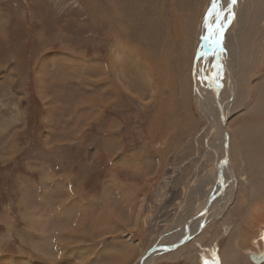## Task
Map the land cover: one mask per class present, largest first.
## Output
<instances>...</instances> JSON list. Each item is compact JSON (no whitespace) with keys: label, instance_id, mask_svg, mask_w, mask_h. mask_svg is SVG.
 I'll return each mask as SVG.
<instances>
[{"label":"rangeland","instance_id":"374dc122","mask_svg":"<svg viewBox=\"0 0 264 264\" xmlns=\"http://www.w3.org/2000/svg\"><path fill=\"white\" fill-rule=\"evenodd\" d=\"M211 2L122 0L128 26L124 32L136 35L124 40L127 51L123 52L124 45L120 47L116 42L117 34H107L109 26L118 27V20L112 19L114 11L109 0H0V127L7 126L0 131V240L1 237L6 240V249L0 251V264H54L51 255L46 258L36 256L53 250L52 243L45 242L49 235L55 240L57 264H81L82 259L90 254L92 260L98 259L97 264H132L142 251L152 252L160 242L168 244L181 237V226L191 223L187 225L191 231L192 224L198 220L202 223L217 203L211 204V201H221L218 200L219 191L222 194L231 189L235 192L233 203L223 211L221 218L209 222L201 246L190 243L193 238L182 239L180 245L190 241L184 244L188 246H177L172 251L161 250L156 258L171 259L175 261L172 264L191 262L185 261L190 259L205 264V260L213 259L215 252L219 264H254L248 254L264 246L262 242L259 246L252 244L253 239L260 236L261 220L254 222L260 225L259 228L246 230V222L252 221L246 218L250 206L257 199H264V192H261L264 189V0H239L234 21L227 29L231 35L241 38L240 57L242 54L240 64L235 60L232 63L236 73L230 80V91L234 93L231 99L221 94L228 80L227 73L223 75L219 69L216 84L212 79H205L209 77L206 68L210 63L206 62L208 54L200 50L199 44L204 17ZM117 7L122 8L118 2ZM182 26L187 30V46L178 33ZM223 46L220 53L226 49ZM165 52L173 54V63L170 65L168 61L170 66L161 76L156 74L155 64ZM156 53H160L158 57ZM118 55L125 61L117 60ZM181 57H185V62L179 60ZM219 57L225 64L220 54ZM197 64L205 67V90L212 94L210 101L204 96H201L204 100H197V87L202 88L196 79L200 71ZM91 68L97 77H91L88 86L92 88L93 80L104 79L110 82L108 85L112 89V92L108 90L110 94L101 92L103 98L98 101L100 106L93 116L90 113L94 99L98 97L95 95L90 99L88 96L93 93H84L85 88H89L86 80L93 71ZM89 70L92 71L89 73ZM170 72L172 78L167 86L163 80L170 77ZM216 72L214 69L209 78L215 77ZM105 86L98 88L97 95ZM220 97L225 103H220ZM201 103H208L221 121V105L226 108V128L235 176L226 168L227 163H223L222 127L209 128ZM80 105L86 106L89 114L82 108L80 110ZM55 119L58 123L52 122ZM208 133H211L209 137ZM215 154L222 155V161ZM204 156L209 157L205 159ZM32 159L37 160L35 166L41 165V161L48 167L59 165L60 172L67 171L74 177V186L62 181L52 185L56 189L62 187L55 194L69 196L55 208L54 218L47 217L46 232L37 223L35 214L29 213L34 222L26 217L30 227L39 224L37 230L45 234L42 238L38 236L41 244L35 246L42 251L37 253L30 251L19 236L25 204L28 201L26 207L31 209L32 200L38 198L32 189L26 192L20 186L21 176L38 178V174L28 168ZM199 163L202 168L197 172ZM220 164L223 165V184L218 181ZM177 166V170L169 173ZM184 166L187 171L178 173ZM155 167L164 169L169 175L158 172L152 177L151 168ZM243 176L251 178L252 184L257 176L263 185L251 188L245 178L248 204H243L244 194L236 188L234 179L239 188V179ZM164 179L172 182V186L161 193L162 197L168 196V207L175 212L168 218L154 205V193ZM52 181H55V175L48 174L41 179L40 185ZM182 183L184 186L180 188ZM24 184L29 187L27 182ZM196 184H201L203 192L208 194L204 193L206 206L197 214L199 194ZM186 192L193 194L192 198L189 196L191 199L187 198ZM24 193H27L25 199ZM224 197L223 201L227 200L226 195ZM44 206L35 205L36 211H41ZM139 210L140 218L137 215ZM85 212L86 223L83 221ZM102 212L108 222L98 221ZM5 215L11 217L12 236H8L9 225L5 227L3 221ZM171 218L175 221H170ZM135 220L138 222L136 226ZM101 224L108 228L107 231H95ZM95 233L104 235L99 239L104 244L103 249L100 248V259ZM89 234L91 241L83 255L85 246L82 243L85 244ZM138 237L145 241L130 243ZM230 240L233 249L229 248ZM32 242L36 240L32 238Z\"/></svg>","mask_w":264,"mask_h":264},{"label":"bare ground","instance_id":"6f19581e","mask_svg":"<svg viewBox=\"0 0 264 264\" xmlns=\"http://www.w3.org/2000/svg\"><path fill=\"white\" fill-rule=\"evenodd\" d=\"M109 1H111L112 2V5H110V6H112V10L114 11V16L112 17V19L114 20V19H116V21L118 22V27L116 28V27H112V26H109V29L107 30L108 32H107V34H108V36H113V35H115V34H117V35H115L116 37V42L119 44V46L121 47V46H123L122 47V51L123 52H125V51H127V46L125 45V43H124V40H127V39H129L130 40V38H131V36L132 37H136V35H135V33H130V32H124L125 30H127L128 29V26H127V24L125 23L126 22V20H127V18H126V15L127 14H123V13H125V11H123V4H122V0H121V3L118 1V0H109ZM136 1V0H135ZM117 2H118V5L119 6H122V10L119 8V7H117ZM221 3H222V7H224V8H226L227 7V3H228V0H221ZM239 0H237V2H236V4L235 5H233L232 6V14H233V16H234V12L238 9V6H239ZM147 5H148V3H147ZM167 6V5H166ZM127 11H129V8H128V10ZM240 11V10H239ZM206 12V11H205ZM110 13V12H109ZM240 13L241 12H239V15H240ZM111 14V13H110ZM227 15H228V13L227 12H225V18H227ZM246 16H248V15H246ZM129 17H135V16H129ZM232 21H234V20H232ZM231 21V22H232ZM183 24V23H182ZM116 26V25H115ZM186 26H188V25H186ZM237 26V25H236ZM228 27H229V24L227 25V27L225 28V31H224V35H223V41H222V48H224V46L223 45H225V51H224V53H220V51L222 50V48L221 49H216L215 50V52L206 44V42L205 41H203L202 40V37L200 38V44H199V47H200V50L201 49H203L207 54H208V58L206 57V62H209L210 63V65L208 66V68H206V70H207V75H209V77H211L212 76V74L214 73V67H213V65H215V64H219V65H221V67H220V72L223 74V75H226V73H227V79L228 80H226V84L224 85L225 86V89L221 92V94L222 95H224V97H226V96H228L229 97V99H231L233 96H234V93L232 92V91H230V85H231V83H230V80H232V77L235 75V73H236V71L234 70V68H233V65H232V63H234L233 61L235 60L236 61V63L237 64H240L241 63V60H242V54H241V57H240V50H241V46H240V39L238 38V36L237 35H231V33H228L227 31V29H228ZM186 29H185V27L184 26H182V29L180 30H178V33L180 34V35H182L183 37H182V43L185 45V46H187V44H186V42L188 41V40H186ZM123 32L124 33H126V34H124L123 35ZM189 33V32H188ZM205 34V30H203V35ZM172 35V34H171ZM189 35V34H188ZM192 35V34H191ZM202 35V36H203ZM172 37V36H171ZM170 37V38H171ZM189 37H190V35H189ZM147 38V37H146ZM135 39V38H134ZM189 39V38H188ZM170 40V39H169ZM226 40V41H225ZM168 41V40H167ZM190 41V40H189ZM161 43V42H160ZM229 43H233V44H235L236 46H238V47H233V46H231V44H229ZM128 44V43H127ZM140 44V43H139ZM173 44V43H172ZM130 45V44H129ZM166 46V45H165ZM129 47V46H128ZM163 47V46H162ZM171 47V46H170ZM172 49V48H171ZM116 50V49H115ZM169 50V49H168ZM113 51V50H112ZM140 51V50H139ZM173 51V50H172ZM223 51V50H222ZM141 52H142V50H141ZM167 52V51H166ZM164 53L163 55H160L159 56V54H157L156 55V57H158L159 56V58H160V61L159 62H157L156 64H155V66H156V74H160L161 76H163L164 75V70L167 68L168 69V67L170 66V65H172V63H173V61H172V55H169L170 53H171V51L169 52V54L168 53ZM211 52H212V56H211ZM114 53V52H113ZM118 53V52H117ZM130 53V52H129ZM112 54V53H111ZM219 54L221 55V57H222V61L223 62H225V64L224 63H222L220 60V57H219ZM237 54H239V56H237ZM113 56V55H112ZM116 57H118L117 58V60L120 58L122 61H125L124 59L125 58H123L121 55H118V56H116ZM130 57V56H129ZM137 57V56H136ZM47 59H49V58H47ZM117 60H116V62H117ZM135 60V59H134ZM180 61H182L183 60V62H185V57H181V59H179ZM126 61H128L127 59H126ZM156 61V60H155ZM168 61H169V66H168ZM79 62V61H78ZM81 62V61H80ZM179 62V61H178ZM182 62V63H183ZM112 63H113V60H112ZM115 63V62H114ZM87 64H89V65H91L89 62L87 63ZM44 65V61L42 62V66ZM101 65V64H100ZM198 65V64H197ZM242 65V64H241ZM61 66V65H60ZM183 66H184V64H183ZM207 66V65H206ZM113 67H114V65H113ZM178 67V66H177ZM185 67V66H184ZM88 68V67H87ZM186 68V67H185ZM190 68L191 69H193V67H192V65H190ZM198 68L200 69V71H199V73H198V75H197V77H196V79L197 80H199L200 81V84H201V86H202V88L200 89V87L198 86L197 87V95H198V98H197V100L198 101H201V100H204L201 96H204L205 97V99L206 100H208V101H210L209 99H210V96L212 95L211 93V95L209 94V92H206V90H205V81H204V73L206 72V70H205V67H201V66H199L198 65ZM63 69H65V68H63ZM92 70H89V73H90V71H92L91 73H90V75L87 77V80H86V84H87V86H88V81H89V79L91 78V77H94L95 76V78L97 77V73H96V71L93 69V68H91ZM107 69V68H106ZM170 69H171V67H170ZM190 69V70H191ZM241 69V68H240ZM244 69V68H243ZM150 70H151V72H152V68H150ZM171 71V70H170ZM154 72V71H153ZM193 72V71H192ZM238 72V71H237ZM166 73H167V71H166ZM165 73V74H166ZM171 73V74H170ZM168 75H170V77L169 78H166L165 80H163V82H164V85H167L168 86V82H169V80H171V78H172V72H170ZM174 73V72H173ZM219 73V72H218ZM61 74V73H60ZM65 74V73H64ZM102 74V73H101ZM189 75V74H188ZM211 75V76H210ZM246 75V74H245ZM99 76H101L100 74H99ZM99 76H98V78H99ZM206 76V75H205ZM248 76V75H247ZM174 77V76H173ZM208 77V76H207ZM64 78H65V75H64ZM184 78V77H183ZM185 78H187V77H185ZM234 78V77H233ZM164 79V78H163ZM188 79V78H187ZM225 79V78H224ZM223 79V80H224ZM216 80H217V77L215 78V79H212L211 81L214 83V84H216ZM261 80V79H260ZM101 81H103V85H101L100 84V82ZM218 81H220L219 79H218ZM222 81V80H221ZM264 81V80H263ZM187 82V81H186ZM224 82V81H223ZM39 83V82H38ZM110 82L109 81H107V80H104V79H99V80H93L92 81V88L91 87H89V88H85L86 89V93L88 92V94H92V95H90L89 96V98L90 99H92L93 98V96H95L96 95V97H98V99H94V105L92 106V108H93V110L91 111V113H90V116H93L96 112H95V109L98 107V106H100V103L98 102L99 100H101L103 97L102 96H100V95H102L101 94V92H104V93H107L108 92V90L110 89V92H112L111 90V85H108ZM198 83V82H197ZM212 83V84H213ZM207 84V83H206ZM40 85V84H39ZM38 85V86H39ZM106 85V86H105ZM218 85V84H217ZM41 86V85H40ZM103 86H105V88H104V90H102V91H100V94L99 95H97V93L99 92H97L96 93V91L98 90V88H101V87H103ZM218 88H220L219 90H221L222 89V85H220V87L218 86ZM102 89V88H101ZM42 90H44V87H43V89ZM47 90V89H46ZM185 90V89H184ZM204 90H205V92H204ZM43 92V91H42ZM110 92H108L107 94H110ZM155 92V91H154ZM44 93V92H43ZM95 93V94H94ZM259 93V92H258ZM45 95V94H44ZM109 97V96H108ZM212 98V97H211ZM89 99V100H90ZM219 101H220V103H223V99L220 97V99H219ZM224 103H225V101H224ZM230 104V103H229ZM201 105H202V109H203V111H204V113H205V116H206V118H205V120L206 121H208L209 122V128H212V126H214V127H217V128H219V127H222V136L224 137V143H223V145H224V147H225V151H224V158H223V163L226 161V163H227V166H226V168H230L229 169V171L231 172V174H232V176H235L234 175V173H233V171H231V167H230V164H229V157L228 156H225L226 154H225V152H226V150H228V152H229V135H228V131H227V128H228V122H226L228 119L226 118V114H227V112H226V108H225V106H224V104H222L221 106H223L224 107V109H223V107H221V111H222V114H221V116H222V121H221V118H220V116H219V114L215 111V110H212L210 107H209V105H208V103H201ZM214 105V104H213ZM212 105V106H213ZM78 108H80V110H81V108H82V110H85L86 112H87V114H89V112H88V109H87V107L86 106H82V105H80ZM225 110V111H224ZM50 112V111H49ZM51 113V112H50ZM48 114V113H47ZM225 123V127L224 126H222L223 124L222 123ZM4 125V124H3ZM5 127V129H6V125L4 126ZM4 127H0V131H3L4 130ZM227 127V128H226ZM216 128V129H217ZM225 129V130H224ZM212 130H213V128H212ZM224 131H226V132H224ZM211 135V133H208V137ZM212 136H213V138H214V141L216 140V138H215V136L212 134ZM264 138V137H263ZM256 140H258L257 138H255ZM216 142V141H215ZM256 142V141H255ZM108 141H107V145H108ZM217 143V142H216ZM223 145H222V147H223ZM12 146V145H11ZM220 146V145H219ZM257 147H259V145L257 144L256 145ZM255 147V146H254ZM13 149H14V147H13ZM248 152V151H247ZM8 153H10V152H8ZM215 156L216 157H218V155L217 154H215ZM205 157V156H204ZM207 157H209V156H207ZM207 157H205V159L207 158ZM248 157V156H247ZM220 160H221V158H222V155H220V157H218ZM222 161V160H221ZM222 168H223V165H219V170L217 171V173H218V175H219V180L218 179H216V180H218L221 184H223V182H225V181H223V179L224 178H222ZM209 173H210V171H209ZM213 174V173H212ZM211 174V175H212ZM196 175V174H195ZM210 175V176H211ZM195 178V177H194ZM212 178V177H211ZM235 178V177H234ZM243 179H245L244 177H243ZM200 180V179H199ZM213 180V179H212ZM211 180V181H212ZM225 180V179H224ZM194 181V180H193ZM235 181H236V178H235ZM200 182H201V180H200ZM217 182V181H216ZM206 183H207V181H206ZM226 183H228V182H226ZM190 184H191V182H190ZM216 185V184H215ZM231 186H232V184H231ZM236 186V185H235ZM223 187H225V186H223ZM223 187H222V189H223ZM129 188V187H128ZM196 191L198 192V194H199V196H198V198H197V202H196V207H198L199 209L198 210H196V214L197 213H199L200 211H201V209L203 210L204 209V207L206 206V205H204V202H203V200L204 199H206V196L204 195V193H206L207 194V192H203V187H201V184H200V186L199 185H197L196 184ZM214 188V187H213ZM218 188V187H217ZM232 188V187H231ZM230 188V189H231ZM216 189V188H215ZM221 189V190H222ZM234 189V188H233ZM217 190V189H216ZM225 190V189H224ZM186 195H187V198L189 199L190 197L192 198V196H193V194L192 193H190V192H186L185 193ZM191 194V195H190ZM208 195V194H207ZM214 195H215V192H214ZM218 195H220L219 197V199L218 200H221V201H214V200H212L211 201V204H213V203H216V205H214L213 207H212V212L210 213V215H207V216H205L203 219V222L201 223V221L200 220H198V222L197 223H195V224H192V226H191V231H188V229H189V227H187V225H189V224H191V223H189V224H187L186 226H181L182 228H183V230H182V228L180 229V230H182V234H181V237H179V238H177L174 242L172 241V240H170V242L165 246V247H161V248H157L156 250L154 249H152L153 251L152 252H147V253H144L143 251H142V253H141V255L138 257V259L134 262V263H132V264H151L153 261H155V259H156V257H157V255H159V253H160V251L161 250H163V251H167V250H169V248H175L176 246H178L179 245V243H181V240H180V242L177 244V245H175L176 243H177V241L179 240V239H185V241H187V240H189V239H186V238H184L185 236H189L190 237V239H192V238H194L196 235H197V232L199 233L202 229H204L207 225H208V223L209 222H211V221H213L214 219H218V218H221L222 216H223V214L225 213V212H223L227 207H229L232 203H233V197L232 196H235V192H234V190H225L224 192H222V194H220V191H219V194ZM222 195H223V197L226 195V199L227 200H224L223 201V197H222ZM190 196V197H189ZM190 198V199H191ZM214 198V197H213ZM225 198V197H224ZM231 198V199H230ZM239 203H243V202H239ZM207 204H210V201H208L207 202ZM244 204V203H243ZM224 207H223V206ZM195 206V205H194ZM239 207H243L242 205H240ZM259 207H260V203L259 202H255V203H253L252 205H251V209H250V214H251V216H260V213H261V211L259 210ZM195 210V209H194ZM27 211H28V209H27ZM227 211V210H226ZM239 211V210H238ZM139 213H140V211H139ZM208 213V214H209ZM195 214V215H196ZM227 214V213H226ZM241 214V213H240ZM62 214H60L59 215V217L61 218L62 216H61ZM85 215H87V213L85 212ZM193 215V214H192ZM139 216V215H138ZM199 216V215H198ZM141 217V215L138 217V218H140ZM46 218V217H45ZM59 218V220H61ZM37 220V223L39 222L40 223V225L39 224H37V225H39V226H41V229L43 230V231H47V229H48V222L46 221L47 220V218L44 220V219H42V218H37L36 219ZM255 220H256V218L254 219V217L252 218V221L251 222H246V224H247V226L248 227H251V228H253V223L255 222ZM138 221V220H137ZM200 221V222H199ZM263 221V220H262ZM261 221V228H260V230H259V232L258 233H260V236L258 237V238H254L253 239V241H252V244L253 245H257V246H259L261 243L260 242H262L263 244H264V222H262ZM138 222H136V224H137ZM30 224V223H29ZM34 224V223H33ZM31 225V224H30ZM136 226V225H135ZM263 227V228H262ZM180 228V227H179ZM250 228V229H251ZM45 231V232H46ZM187 231V233H185ZM195 232V233H194ZM247 233V232H246ZM47 235V234H46ZM178 235V234H177ZM182 235H184V236H182ZM61 236V235H60ZM234 237H235V235H233ZM41 237V236H40ZM200 237H202V234H200ZM56 245V244H55ZM175 245V247H172V246H174ZM233 245H232V249H233ZM59 248V247H58ZM264 249V246L263 247H261L260 249H257V251H254V252H251V253H249L248 254V257H249V255L250 254H252V253H256V252H259L260 250H263ZM162 252V251H161ZM226 251H224V253H225ZM161 254V253H160ZM229 254V253H228ZM225 255H227V254H225ZM46 257H49V254L47 255L46 253H44V255H43V258H46ZM124 258V257H123ZM228 258V257H227ZM249 259H250V257H249ZM251 261V260H250ZM264 263V262H263ZM262 264V263H261Z\"/></svg>","mask_w":264,"mask_h":264},{"label":"crops","instance_id":"0c3cea01","mask_svg":"<svg viewBox=\"0 0 264 264\" xmlns=\"http://www.w3.org/2000/svg\"><path fill=\"white\" fill-rule=\"evenodd\" d=\"M63 59V58H62ZM61 59V60H62ZM73 61V60H72ZM86 91H84V93H85ZM86 95H89L88 94V92H87V94ZM88 98H89V96H88ZM86 113V112H85ZM46 118H48V117H46ZM54 118H55V114H54ZM53 123H58L57 121H56V119H55V122L54 121H52ZM51 122V123H52ZM49 128V127H48ZM48 132H52L51 130H48ZM26 147V146H25ZM25 147H24V150H25ZM161 147H159L158 148V150H159V152H161L162 153V149H160ZM162 148H164V147H162ZM230 149H231V142H230V140H229V164H230V167H231V171H233L234 172V170L236 171V169H235V167H234V164H233V162H232V157H231V151H230ZM35 161H37L36 159H32V161L31 162H33L32 163V165H28V168H30V171H32V172H36L37 174H38V178H34V179H31L28 175H24V176H21L20 178H22V180H21V182H20V186L26 191V192H30V189H32L34 192H36L37 194H38V198H34L33 200H32V202H33V206L32 207H30L31 209H29L28 208V206L26 207V205H28V201L26 202V204H25V217H23V219H21L22 220V231L20 232V234H19V236H20V239H21V242L23 241L24 243H26L28 246H29V248H30V251H32V252H34V253H37V252H39L41 249L40 248H38V247H36L35 246V244H41L40 243V238H42V237H44L45 236V234H41L40 232H39V230H37V228H38V225L36 224V227H30V224L27 222V220H30L31 222H34V220L32 219V217H30V215H29V213L31 214V215H33V214H35L37 217H41L42 219H46L48 216H50V218H54L55 216V208L59 205V204H61V202L62 201H67V197L69 196H61V195H59V194H55V193H59L60 191H61V188L60 189H56V188H53V184H55V183H60L61 181L62 182H64V183H68V182H71V184L74 186V177H73V175L72 174H69L67 171V173L66 172H60V167H59V165H56L55 167H48V165L44 162V161H41V159H39V161H41V165H39V166H35L34 165V163H35ZM182 165V164H181ZM181 165H179V166H181ZM179 166H177V167H174V168H172V169H170V171H169V173L170 172H174L175 170H177V168L179 167ZM41 168H43V169H41ZM201 168H202V165L199 163L197 166H196V171L198 172V171H201ZM230 169V168H229ZM184 170V171H183ZM187 171V167L186 166H184V168H182V169H180L179 171H178V173H183V172H186ZM158 172H162L163 173V175H169L168 173H166L165 172V170L164 169H159L158 170V168L157 167H155V169H153V168H151V176L153 177H156L157 176V173ZM55 175V181H52L50 184L49 183H45V184H41L42 185V188H41V185H40V182H41V179H44V178H46L47 177V175ZM235 175H236V173H235ZM203 177V176H202ZM244 177V176H243ZM243 177L241 178V179H239V188H238V181L236 180V185H237V189L239 190V192H243V194H244V204H248V197H247V186L245 185V183H244V180L245 179H243ZM246 178V177H245ZM235 179V178H234ZM24 182H27L28 183V185H29V187H27L25 184H24ZM248 185H251V188H254V189H257L258 187H263V185L262 184H260L261 183V179L260 178H257V176H256V178H255V183L254 184H252V180H251V178H246V181H245ZM242 183H244V185H242ZM172 186V182L171 181H169V180H167V179H164V181L162 182V185L160 186V188L159 189H157L156 188V191H155V193H154V199H155V207H156V210L157 211H164V215H165V217H172V215L173 214H175V212H174V209H173V211H172V209H170L169 207H168V205H169V203H167V198H168V196H166V197H162L161 196V193H162V191H163V189L164 190H166L168 187H171ZM182 186H184V184L182 183L181 185H180V188L182 187ZM241 187V188H240ZM251 189L250 188H248V191H250ZM261 192H264V189L261 191ZM29 194V193H28ZM26 195H27V193H24V199L26 198ZM255 202H259L260 203V207H259V210L261 211V213H260V216H251V214H250V209H251V206H250V208H249V211H248V215H247V218L246 219H252L253 217H254V219L256 218V220L255 221H259V220H263L262 222H264V199H257ZM254 202V203H255ZM136 203H134V205H135ZM174 204V203H173ZM35 205H45L44 207H42L41 208V211H36V207H35ZM161 206V207H160ZM172 206V204H170V207ZM176 207H178V205H176ZM245 208V207H244ZM27 209H28V211H27ZM140 211V210H139ZM139 211L137 212V215H138V213H139ZM71 212V211H70ZM170 214H172V215H170ZM26 217H27V220H26ZM46 217V218H45ZM106 220L107 221V217L104 215V213L102 212L101 213V216L100 217H98V221H100V220ZM151 219H152V221H153V216H151ZM172 220H170V221H172V222H174L175 221V219H173V218H171ZM10 220H11V217L8 215H5L4 217H3V221H4V224H5V227H7V224L9 225V231H8V236H12L13 235V230H12V228H13V225H12V223H9L10 222ZM156 220V219H155ZM83 221H85V223L87 222V220H86V215L84 216L83 215ZM108 222V221H107ZM156 222H159L158 220H156ZM212 222H214V221H211V223ZM166 224V223H165ZM135 225H137L136 224V220H135V222H134V226ZM253 227H257V228H259V226L256 224V223H253ZM104 226V224H101L95 231H100V230H105V231H107V227H103ZM210 226V223H209V225L207 226V227H205L204 229H202L199 233L197 232V235L195 236V238H193L192 240H190V241H192V242H190V241H188V242H190V243H193V244H198L199 246H201L202 245V242L206 239V237H205V235H204V232H206L207 230V228ZM257 228H254V229H257ZM248 229H250L247 225H246V230H248ZM92 230V229H91ZM203 232V233H202ZM202 233V237H200V234ZM252 233H254V231H252ZM0 235H2L1 233H0ZM38 236H41L40 238H38ZM197 236H199V237H197ZM48 237H50V238H48V240H46L45 242L47 243V244H49L50 242L52 243V245H50V246H52L53 247V250L52 251H50V252H48L47 253V255L49 254V255H51L52 257H53V261H54V264H57V262H58V260H57V258L55 257L56 256V249H55V247H54V245H53V242L55 241L50 235L48 236ZM102 237H104V235L103 234H100V233H98V234H96L95 233V235H94V238H95V240H97L96 241V244H98V248H99V251H98V253H99V259H100V248H102L103 249V242L101 241L100 242V238H102ZM186 237V236H185ZM32 238H34L35 240H36V242H32ZM118 239H120V238H118ZM180 240H182V239H179L178 241H177V243L175 244V245H177L179 242H180ZM90 241H91V236H90V234H89V237L87 238V240H86V242H85V244L84 243H82L84 246H85V250L83 251V255H85V253H86V246H88V244L90 243ZM138 241H140V243L141 242H144L145 241V239H143V237H138L136 240L135 239H133V241L132 240H130V243H132V244H135V242H137L138 243ZM6 242V240L4 239V238H2L1 237V240H0V243L3 245V247L2 248H0V251H3L4 249H6L5 248V246H4V243ZM188 242H185V243H183L182 245H180L181 243H179V247H181V246H183L184 244H186V243H188ZM162 244V245H161ZM106 245V244H105ZM167 244H165V243H163V242H160V244H159V246L158 247H156V248H154L155 250L157 249V248H163V247H165ZM175 245L174 246H172V247H175ZM186 246H188V244L187 245H184V247L183 248H185ZM204 246V245H203ZM177 247V246H176ZM178 247V248H179ZM196 247V246H195ZM90 248H91V250L93 251L94 249L92 248V245L90 244ZM97 248V247H96ZM178 248H176V249H178ZM229 248L230 249H232V241L230 240V244H229ZM172 251V250H175V248H169V250H167V251ZM42 251V250H41ZM45 251L47 252V251H49V249L46 247L45 248ZM96 251H97V249H96ZM92 253V252H91ZM128 253H130V252H128ZM149 253V252H148ZM121 255H123V254H120V256ZM129 255V254H128ZM5 256V255H4ZM36 256H38L39 258H41L42 256H43V253L42 254H36ZM158 256V255H157ZM106 257V256H105ZM205 258V257H204ZM98 259H91V254L89 255V256H87L86 258H84V259H82V262H81V264H85V263H88V264H97L96 263V261H97ZM204 260V259H203ZM185 261H191V262H186V263H184L183 261L181 262V263H178V264H190V263H194V264H199V261H197V260H194V259H190V260H185ZM172 262H174L175 263V261H173V260H171V259H162V258H156L155 259V261H153L151 264H172ZM222 264H229L228 262H224V263H222Z\"/></svg>","mask_w":264,"mask_h":264},{"label":"snow or ice","instance_id":"6c2138e0","mask_svg":"<svg viewBox=\"0 0 264 264\" xmlns=\"http://www.w3.org/2000/svg\"><path fill=\"white\" fill-rule=\"evenodd\" d=\"M236 2L237 0H228L227 7L224 8L222 7L221 0H212L210 8L205 14L203 21L205 34L202 36V40L205 41L214 52L216 49L222 48L224 31L227 25L230 24L234 18L231 10L232 6L235 5ZM225 12L228 13L227 18H225ZM213 67L217 69L215 77H205V79H215L218 77V70L221 65L215 64ZM205 264H219L218 258L215 256V252H213V259L211 261L205 260Z\"/></svg>","mask_w":264,"mask_h":264},{"label":"water","instance_id":"95a60500","mask_svg":"<svg viewBox=\"0 0 264 264\" xmlns=\"http://www.w3.org/2000/svg\"><path fill=\"white\" fill-rule=\"evenodd\" d=\"M228 150H226L225 152V156H228ZM187 239H190V237H188ZM250 260L254 263V264H261L264 262V249L260 250L259 252L256 253H252L249 255Z\"/></svg>","mask_w":264,"mask_h":264}]
</instances>
